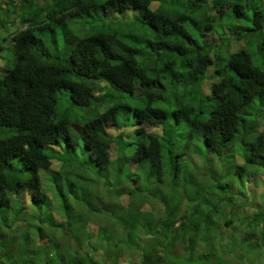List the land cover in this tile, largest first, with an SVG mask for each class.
Listing matches in <instances>:
<instances>
[{
  "label": "trees",
  "instance_id": "obj_1",
  "mask_svg": "<svg viewBox=\"0 0 264 264\" xmlns=\"http://www.w3.org/2000/svg\"><path fill=\"white\" fill-rule=\"evenodd\" d=\"M263 10L264 0H0V50L5 41L12 54L0 75V264H241L221 263L212 242L233 253L255 225L264 236V188L247 185L251 223L240 193V212L221 216L228 197L199 192L182 157L197 137L216 156L240 144L233 173L264 184V67L236 46L242 31L260 33ZM214 31L218 42L205 38ZM60 87L89 113L79 135L56 110ZM74 164L114 203L79 197ZM42 234L63 249L32 256Z\"/></svg>",
  "mask_w": 264,
  "mask_h": 264
},
{
  "label": "rangeland",
  "instance_id": "obj_2",
  "mask_svg": "<svg viewBox=\"0 0 264 264\" xmlns=\"http://www.w3.org/2000/svg\"><path fill=\"white\" fill-rule=\"evenodd\" d=\"M243 2H245V0H242ZM258 1V0H257ZM258 5H260L258 3ZM242 14H250V10L249 9H245ZM263 14H264V10H263ZM224 19V18H223ZM236 23H239L240 25L245 24L246 22H241V20H238ZM259 33V32H258ZM255 31H242L239 34V39L237 38V40H240L239 42H237L236 46L237 47H243L244 49H246L249 53H250V57H251V62L253 64H256L258 66H262L264 67L263 59V43H264V26H262L260 33L258 34ZM205 38L208 41H213V42H218L219 41V34L217 31H214L212 33H207ZM2 50H0V75L2 74L3 70L11 67L12 65V54H11V49H10V44H5V41L2 43ZM209 80H212V78H207L204 80V85L207 86ZM68 89L64 88V87H60L57 88L55 90V95H56V110L59 111L60 114L62 115H66L69 118V122H68V126L69 128L77 135H79V133L77 132L78 129L76 128V125H79L82 123V121L84 119H86L89 116V113L87 112L86 109L84 108H80L77 106H71L68 103ZM264 96V94H263ZM264 102V101H263ZM253 103H258V98L254 99V102L251 103V105ZM132 116H128L125 120V125L123 126V130L125 132V134L127 135V137H129V139L135 137L133 135L134 133V128H135V124H131L132 122ZM262 116L259 117L260 123L262 120ZM155 122H151L149 123V125H145V128L148 131L151 132H156L158 125L156 124V126L153 124ZM197 148H200L197 151H187L185 155H183V160H185L184 163V174H188L190 173L191 175L196 177V182L198 183V191L199 192H204V195L206 196L207 194H210L211 196L216 195V191L221 192L222 194H225L228 197V200H225L226 202V208L229 207L228 210L220 213L221 216H223V213H226L228 211H230L231 214H235L236 212H240V210L238 209V207H234L235 205L240 204V202H243L244 199L246 200L245 202L247 203V205H243V215L240 217H243V221L244 223H247V219L248 221L251 223L252 219L251 216L253 215V213L256 211L257 209V205H251L249 204L248 200L251 199V194L248 190L247 185H249V189L251 188V184H253L252 186L257 187L258 192H261L262 189L264 188V184H262L260 178H261V173H256L255 177H250L247 176V180L249 182H247L246 180V176L244 175L243 178L246 180H244V182L242 184L240 181V177L238 175H235L233 173V168L235 166V163L237 164L240 161V149H241V145L240 144H235L234 149L232 152L230 153H222L219 156H216L213 153H209L206 151L205 147L203 146V142L202 139L200 137H197V139L194 140ZM75 165V164H74ZM76 170L78 171V174L80 175V180H78V186L76 188V190L78 191V195L79 197L83 198L84 200H88V198H90L91 202H95L97 203V205L99 207H102V205H104V203L108 202V199L110 200L111 203H114L113 199L111 197L108 198V192L104 191L101 199L98 201V199L95 198L96 195V189L98 188V184L97 186H95V183L93 182L92 184H90L88 181L92 178L91 173L88 170L83 171L81 168H79L78 166H76ZM196 173L201 174V180L200 178H198L196 176ZM200 177V176H199ZM250 177V178H249ZM216 180H219L218 182L222 183V186H214L213 184L216 182ZM98 183V182H97ZM226 183V185H225ZM41 185L45 191V193L48 195L50 201L54 202L56 201L58 203L57 200H55L54 198H52V192L54 189V185L51 184L49 182L48 179L46 178H42L41 179ZM162 189L163 186H161ZM213 188L215 190H213ZM254 188V187H253ZM172 185H170V190H168L166 193H163L162 195H166V196H170V193L173 195L172 193ZM88 192V193H87ZM90 193V195H89ZM238 193H240L243 196V200H238L236 199ZM256 194V192H255ZM161 195V196H162ZM257 195V194H256ZM239 196V195H238ZM220 197V196H219ZM255 201H259V199L257 200V198L255 197V199L253 200L252 203H255ZM58 204L54 207L50 206V213L51 215L49 216V220L50 222H54L56 224H59L60 220L59 217L60 215V210L57 208ZM203 208H205V206H203ZM213 217H215V213ZM89 216H92L93 218L96 217V215H91L89 214ZM32 223H35V221H33ZM57 227V232L60 235V232L64 231V228L60 231L59 225L56 226ZM93 230L96 232L98 226L95 224L92 226ZM44 231L46 232L45 234H47L48 232V227L47 225H45L44 227ZM259 225L256 226L253 233H255V235H248V237L246 238V240L241 241L239 243V245L236 247V249L232 252H226V251H222L220 248H223L225 250H229L228 248H226V246L229 244H227L226 239L221 241V244H218L215 240L212 242L214 244V248L215 250L218 252L216 254V256L218 258H221L223 262L221 263H230L232 261H234L233 257L236 258V254L237 256L242 258V261H240L241 264H264V242L262 241V238H264L263 233L259 234ZM220 231L224 232L225 228L223 229H219ZM213 234L216 233L213 231ZM46 235L42 234V236L40 237V240L37 242V239H35V243L37 245H33L28 247L29 251H31L32 256L34 255V253H41V249L45 246L47 247L49 250V245L50 244H54L53 248H57L58 244L60 246V243H55L54 241H52L49 245H47V239L45 237ZM238 235H236V237H238ZM259 239V241L261 240L260 243H256ZM58 240V239H57ZM239 240V237L238 239ZM264 240V239H263ZM32 244V243H30ZM226 244V245H225ZM62 249H63V244H61ZM208 247V246H206ZM26 248V247H25ZM24 249H20L21 250H25ZM213 249V248H212ZM23 252V251H21ZM20 252V253H21ZM42 255V256H43ZM37 257V256H36ZM207 264H213V261L210 263L207 261ZM227 264V263H226Z\"/></svg>",
  "mask_w": 264,
  "mask_h": 264
}]
</instances>
